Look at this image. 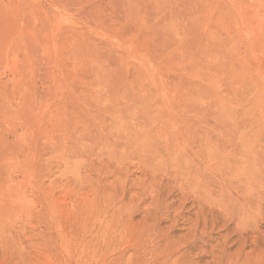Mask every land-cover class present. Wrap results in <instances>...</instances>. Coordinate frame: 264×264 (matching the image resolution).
Returning <instances> with one entry per match:
<instances>
[{"label": "rangeland", "instance_id": "rangeland-1", "mask_svg": "<svg viewBox=\"0 0 264 264\" xmlns=\"http://www.w3.org/2000/svg\"><path fill=\"white\" fill-rule=\"evenodd\" d=\"M0 264H264V0H0Z\"/></svg>", "mask_w": 264, "mask_h": 264}]
</instances>
